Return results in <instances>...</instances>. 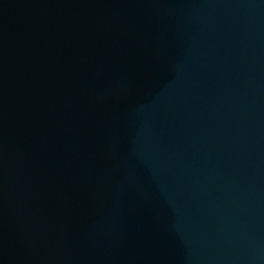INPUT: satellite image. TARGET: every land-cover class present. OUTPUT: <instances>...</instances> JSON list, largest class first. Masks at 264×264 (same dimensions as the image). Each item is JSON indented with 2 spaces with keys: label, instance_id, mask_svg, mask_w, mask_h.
<instances>
[{
  "label": "water",
  "instance_id": "obj_1",
  "mask_svg": "<svg viewBox=\"0 0 264 264\" xmlns=\"http://www.w3.org/2000/svg\"><path fill=\"white\" fill-rule=\"evenodd\" d=\"M0 264H264V0H0Z\"/></svg>",
  "mask_w": 264,
  "mask_h": 264
}]
</instances>
